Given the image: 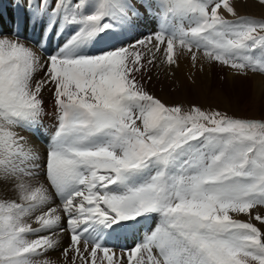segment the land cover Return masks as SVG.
Listing matches in <instances>:
<instances>
[{"label": "snow or ice", "instance_id": "1", "mask_svg": "<svg viewBox=\"0 0 264 264\" xmlns=\"http://www.w3.org/2000/svg\"><path fill=\"white\" fill-rule=\"evenodd\" d=\"M242 2L15 0L0 16V264H264V115L148 90L182 58L264 78V18Z\"/></svg>", "mask_w": 264, "mask_h": 264}, {"label": "rangeland", "instance_id": "2", "mask_svg": "<svg viewBox=\"0 0 264 264\" xmlns=\"http://www.w3.org/2000/svg\"><path fill=\"white\" fill-rule=\"evenodd\" d=\"M242 4L244 6V10L247 9L248 12L245 11L241 14L258 19L263 18L259 14L264 6L260 5L258 0H243ZM143 31L144 33H147L150 31V28H145ZM183 59H186V61ZM189 60V58H182L180 61L181 66H189V64L191 65ZM208 67L212 69L214 68L213 74L215 76L214 78H216L215 85H213L211 88L204 87L207 83H205L204 78L205 71L208 69ZM203 70L205 71L199 70L198 67H192L191 70H188L190 74H187L186 76L188 77L191 75V78L194 81L184 76L182 71L180 74H178L176 71L175 75H173L178 79L176 80L175 78L176 85L172 87L171 85L169 86L167 84V87L156 88L154 85L149 84L148 90L166 104L179 103L183 104L185 107L196 104L205 109L211 108L227 111L229 114L236 116L259 117L264 115V92L259 93L254 90V82L256 80H259L264 84V78H262L259 74L252 75L250 80H244L243 83H241L242 81L239 83V79L236 80V77H243L233 75L232 71L227 67H222L215 64L209 66V64H205ZM47 103L48 101L46 104ZM28 138L30 140H34L30 136H28ZM42 147L45 150L37 149L44 153L46 148L44 145ZM131 242L133 243V239L130 237L127 241L121 243L128 244ZM117 252L119 253L118 248Z\"/></svg>", "mask_w": 264, "mask_h": 264}, {"label": "bare ground", "instance_id": "3", "mask_svg": "<svg viewBox=\"0 0 264 264\" xmlns=\"http://www.w3.org/2000/svg\"><path fill=\"white\" fill-rule=\"evenodd\" d=\"M15 5V0H0V8L2 10H0V16H2V19L4 21V18H5V25H9L10 26V20H11V17L13 15L16 14V11L17 9L13 8V6ZM2 5V6H1ZM243 4L240 3L238 4V10L240 13H244L245 11L248 12L247 9L244 10L243 8ZM246 7V6H245ZM261 17L264 18V8L260 11V14H259ZM151 30V29H150ZM29 34H30V30H29ZM186 61V59H183ZM190 62V60H189ZM210 66V65H209ZM207 67V66H206ZM192 69V66L189 64V66H185V65H182L180 64V67L179 68H175L173 69L172 71L174 73H176V71L178 72V74L181 73V71L183 72V75L186 76L187 74H190L188 72V70H191ZM208 69H212V68H209ZM206 69L203 70L205 71V78H204V81L206 83V85L204 86L205 88H208V87H213V85H215V81H216V78H214V74H213V69L212 70H208ZM150 75L152 76V80L149 82V84H152L154 85L156 88L157 87H161V88H164V87H167L168 85L170 86H174L176 85V82H175V76L173 75H170L168 74L167 71H160L159 69H156L154 68L152 73H150ZM187 77V76H186ZM188 79H191V75L187 77ZM212 78V79H211ZM239 79V80H238ZM254 79V78H253ZM176 80H178L176 78ZM236 80H238V82L240 83H243V81L245 80L244 78H237L236 77ZM194 81V80H193ZM235 81V80H233ZM182 82V81H181ZM263 82V81H262ZM168 84V85H167ZM204 87H203V92H204ZM168 89V88H167ZM254 90H256L257 92L261 93V92H264V84L261 83L259 80H256L254 82ZM44 99H45V104L46 102L48 101V106L46 104V111H47V115L43 118V125L45 127H48L51 125V123L53 122V112H54V107H53V103H52V96H51V93L49 95V92H45L44 93ZM24 135L26 136H30L32 137L34 140H30V142L32 143V145L38 149H43L45 150L42 146L44 145L45 148H46V137L44 136H36L32 133H28V132H25ZM41 153H43L41 150H39ZM242 219H245L244 217H241ZM62 239V245L63 246H67L69 243H70V237L67 233H64L61 237ZM125 244V243H123ZM131 244H133L132 242L131 243H128V244H125L127 247H131ZM119 249V247H117ZM120 250V249H119ZM53 258H56L57 260H59V252H56V253H53Z\"/></svg>", "mask_w": 264, "mask_h": 264}]
</instances>
